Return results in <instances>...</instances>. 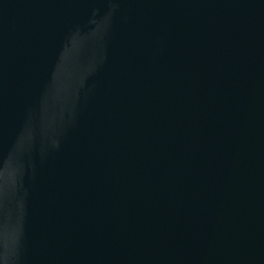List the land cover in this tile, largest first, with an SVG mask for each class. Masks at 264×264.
<instances>
[{"label": "water", "instance_id": "95a60500", "mask_svg": "<svg viewBox=\"0 0 264 264\" xmlns=\"http://www.w3.org/2000/svg\"><path fill=\"white\" fill-rule=\"evenodd\" d=\"M0 264H264V0H0Z\"/></svg>", "mask_w": 264, "mask_h": 264}]
</instances>
